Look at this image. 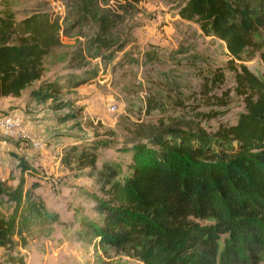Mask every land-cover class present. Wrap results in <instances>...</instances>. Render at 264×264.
Returning <instances> with one entry per match:
<instances>
[{
    "label": "trees",
    "instance_id": "16d2710c",
    "mask_svg": "<svg viewBox=\"0 0 264 264\" xmlns=\"http://www.w3.org/2000/svg\"><path fill=\"white\" fill-rule=\"evenodd\" d=\"M65 1L73 7L65 16L38 13L20 21L0 6V98L19 97L40 81L46 57L82 22L96 28L86 50L112 51L109 36L121 13L143 0ZM69 15L74 22L67 25ZM178 15L225 45L244 112L235 125L212 134L199 127L163 126L139 132L143 142L130 148L127 174L116 163L98 166L95 142L82 147L75 165L87 169L83 175L92 182L83 199L93 218L79 215L76 237L140 264H260L264 78L233 64L251 51L264 66V0H186ZM86 50L72 55L68 70L83 68ZM19 186L13 199L25 200ZM1 197L12 198L5 182H0ZM8 238V224L0 217V247Z\"/></svg>",
    "mask_w": 264,
    "mask_h": 264
},
{
    "label": "rangeland",
    "instance_id": "374dc122",
    "mask_svg": "<svg viewBox=\"0 0 264 264\" xmlns=\"http://www.w3.org/2000/svg\"><path fill=\"white\" fill-rule=\"evenodd\" d=\"M185 2L143 0L121 13L109 36L110 52L85 49L96 28L82 22L46 57L47 77L58 79L60 72L50 76L53 70L67 69L72 55L86 50L83 68L72 71L78 80H96L105 93L104 115L92 132L98 138V166L116 163L127 174L130 148L143 142L139 132L148 128L199 127L212 134L220 126L235 125L244 112L242 99L234 94V74L228 69L232 59L225 45L205 36L196 23L180 19ZM0 6L14 12L17 21L38 13L65 16L73 8L65 0H1ZM73 22L71 16L67 25ZM241 65L264 78L258 54L243 52L233 64ZM12 175L5 182L12 198H0V217L9 233L7 245L0 247V264H140L77 239L79 215L93 218L83 199V191L92 185L85 175L73 173L53 187L31 185L22 172ZM19 185L25 200L13 199Z\"/></svg>",
    "mask_w": 264,
    "mask_h": 264
},
{
    "label": "crops",
    "instance_id": "0c3cea01",
    "mask_svg": "<svg viewBox=\"0 0 264 264\" xmlns=\"http://www.w3.org/2000/svg\"><path fill=\"white\" fill-rule=\"evenodd\" d=\"M45 61L40 81L19 97L0 98L1 183L22 172L31 185L53 187L73 173L82 176L87 171L76 168L75 158L98 139L92 132L104 115L105 93L96 80H78L72 70L56 68L50 76H61L47 77ZM4 118H11L18 128L5 129Z\"/></svg>",
    "mask_w": 264,
    "mask_h": 264
},
{
    "label": "built area",
    "instance_id": "2783aa9c",
    "mask_svg": "<svg viewBox=\"0 0 264 264\" xmlns=\"http://www.w3.org/2000/svg\"><path fill=\"white\" fill-rule=\"evenodd\" d=\"M112 111H114L112 109ZM2 126L7 130H15L18 128V124L14 122L11 118H4L2 121Z\"/></svg>",
    "mask_w": 264,
    "mask_h": 264
}]
</instances>
